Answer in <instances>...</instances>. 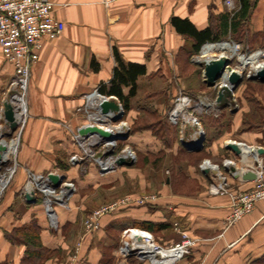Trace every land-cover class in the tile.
I'll list each match as a JSON object with an SVG mask.
<instances>
[{
    "label": "crops",
    "instance_id": "1",
    "mask_svg": "<svg viewBox=\"0 0 264 264\" xmlns=\"http://www.w3.org/2000/svg\"><path fill=\"white\" fill-rule=\"evenodd\" d=\"M53 1L57 4L54 16L64 22V29L58 37L44 40L38 59L31 65L29 117L20 137L19 168L0 200V264H28L24 258L25 245L12 243L5 232L34 219L41 227L42 243L53 250L44 264H68L69 251L83 231L77 214L86 209L87 204L55 206L57 225H53L42 197L33 194L35 200L30 201L25 196L26 170L64 175V180L74 184L72 196L78 188L84 191L104 185L109 196L117 192V188H124L128 165H116L105 171L98 169L94 161L81 154L82 145L73 137L74 131L87 122L86 113L81 109L85 94L102 83L109 84L113 77L115 50L125 62L143 64L146 68V72L137 77V92L130 98L127 109L128 118L137 123L133 131L130 127L127 141L134 147L157 152L163 148L162 141L151 129H141V111L147 118L160 115L166 119L176 95L180 92L196 94L193 91L201 82L205 83L203 67L193 60L196 40L179 31L173 18L187 20L199 31L210 28L219 38L237 37L251 47L264 44L260 37L264 30V0H249L250 8L246 16L237 17L235 28L222 0ZM13 76V64L4 58L0 48L2 127L8 126L2 112ZM123 91L127 94L129 87H124ZM240 101L242 105L235 112L231 106H225L214 113L217 117L219 111H230L234 124L232 132L218 129L223 133L204 141L205 159L212 160L218 154L238 159L239 156L226 147L228 132L234 133L232 139L264 150V127L250 129L251 122L245 120L247 130L240 128L243 112L247 113L249 108L243 103L246 100ZM255 117L253 115L252 119ZM192 126L179 129V140L183 131L195 134ZM177 147L176 142L168 150L175 153ZM73 154L79 155L75 162L71 161ZM260 156L264 164V151ZM179 166L176 173L173 171L165 177L163 184L158 183L156 201L105 215L98 230L84 237L77 264H149L147 260L119 251L124 230L136 227L137 221L127 224L130 220L154 223L153 229L148 230L163 245L180 242L181 231L197 238L191 251L175 264H264V200L227 226L230 197L208 191L207 185L212 181L209 172H195L190 164ZM150 175L141 173V189L149 191L147 181L153 177ZM229 185L232 189H249L253 180L231 177Z\"/></svg>",
    "mask_w": 264,
    "mask_h": 264
},
{
    "label": "built area",
    "instance_id": "2",
    "mask_svg": "<svg viewBox=\"0 0 264 264\" xmlns=\"http://www.w3.org/2000/svg\"><path fill=\"white\" fill-rule=\"evenodd\" d=\"M222 2L231 14L239 8L238 0H222ZM56 6L57 4L53 0H0V48L4 58L11 62L14 67V76L10 82L5 101L9 102L12 106L18 128L16 137H12L9 140L3 137L7 143L15 142L16 148L12 153V155H15L14 163L9 168V172L6 174H9V179L6 182L7 184L1 187L0 182V200L3 196L5 188L11 182L19 168L17 158L20 148V137L29 117L28 91L31 78V65L38 59L39 50L42 47L44 40H52L58 37L64 29V22L54 16ZM220 44H229L233 47V50L229 49L223 52L224 56H229L227 58L232 59L234 57L240 61L241 57L244 58L257 55V64L261 63L262 66L260 68L264 66V47L254 50L248 49L246 51H241L239 50L240 44L231 40L230 36L217 41H208L203 44L200 51H202L203 47L206 45L217 47ZM214 50L220 49L215 48ZM220 52H222V50H220ZM196 57V55L193 56L194 61H201ZM251 65L254 66V63H248L243 66L242 69ZM260 68L255 69L258 70ZM255 69L253 68V70L248 73V76L252 75L256 71ZM239 74L243 75V71ZM220 80H222V77ZM221 85L222 84L220 82L219 88ZM107 99L114 101L118 105V112L119 110H124L122 102L117 96L101 94L96 88L85 94V102L81 108L87 116V122L85 124L95 123L103 125L102 123L97 122L104 119L107 120L116 114L115 111H109L106 114L100 112V103ZM175 99L177 101L176 106L170 111L168 116L170 122L173 124H177L179 122V116L185 109V104L183 103L187 101L189 102L190 95L185 92H180ZM231 100L233 101H231L233 106H235L237 102L235 92H233ZM199 101L201 104L207 106H218L216 98L213 102H211L206 98L200 97ZM204 102H207V104ZM179 105H183V109H180L177 112ZM187 118H191V122L186 120L187 125H198V120L195 116ZM197 131L198 134L201 131L203 132L201 128ZM73 137L81 145L83 144L85 146L88 144H99L100 142V138L96 135H94L93 138H89L87 140L84 139V137L78 133V130L74 131ZM228 142H236L239 145L252 147L254 150L259 148V146L248 145L245 142L234 139H228L227 143ZM130 153H132V156L134 155L133 152L130 151L120 154L110 153V155L103 160L99 158L98 162L103 171L109 170L116 166L115 160L119 155L132 158ZM77 157H79L77 154H73L71 156V161H74ZM109 159L113 160L112 165L105 163ZM249 160H253V162H250ZM203 163H205V167L201 168L207 169L208 172L214 176L212 177V181H210L207 186L208 191L219 195L227 194L230 197L231 211L226 217L227 226H230L240 220L245 214L255 208L257 202L264 200V164L262 157L256 151L250 154L248 158H244L241 153L238 159L236 157L224 159V164L234 166L239 173H244L248 170L255 172L256 178L253 180V185L249 189H232L229 185V178H231L233 174L231 171L228 170L227 174H223L218 168V165L212 164L209 159L204 160ZM209 164L217 167L218 171H213V169L209 167ZM26 171L28 180L25 185V190L42 197L50 221L56 226L57 214L55 206H69L68 201L72 190L74 189L73 182L63 180V183L60 186L55 187L48 178V174L36 173L29 169ZM157 199L158 196L154 193L137 195L127 194L110 202L101 204L93 209L82 221L83 231L76 242L73 253L70 254L68 264L78 263L84 237L98 230L101 225V220L105 215L116 213L129 206H141L154 202ZM132 228H135L136 230L130 232H128V230L131 228L124 230V234L127 236H125L126 239H124L123 243H121L119 251L126 255L135 256L140 260H147L149 264H175L188 254L191 251V248L197 243V238L189 236L185 231H181L182 239L180 242L163 245L154 238L153 234L149 230L139 227ZM127 245H131V248H127Z\"/></svg>",
    "mask_w": 264,
    "mask_h": 264
},
{
    "label": "rangeland",
    "instance_id": "3",
    "mask_svg": "<svg viewBox=\"0 0 264 264\" xmlns=\"http://www.w3.org/2000/svg\"><path fill=\"white\" fill-rule=\"evenodd\" d=\"M230 38L234 42H237L240 44L239 50H241V51H246L248 49L254 50V49H257L260 47H264L261 45L256 46V47H251L248 43L241 42L237 37H230ZM220 53H221L220 50H214L211 52L212 55L210 54L211 56L209 55L206 58H212L214 56H218ZM195 55L197 56L196 58H198L200 60L206 59L205 57H200L201 51L194 54V56ZM196 58H195V60H196ZM230 60H231L230 66L235 67V68H239L240 61L237 58L233 57ZM260 61H263V60H260ZM198 68H199V70H202L200 65H198ZM252 70H253L252 65L246 66L245 69H242L243 80L240 83V85L234 90V92H236V94H237L236 95L237 102L235 101L236 105L233 106V104H232L233 101L230 98H229V101L230 102L232 101L230 106H232V108H236L237 110L240 108V105H242V102L240 100H246L247 101V102H243V103H247L249 108H248L247 113L243 112V123H242V126L240 128H244V129L248 128L246 125H244V123L246 124V121H249V122H251L250 125L252 126L250 129L254 130V129H257L259 127H261V128L264 127V85H260L258 83H252V85H249L246 83L247 79H249L248 73L251 72ZM203 78H204V76H203ZM220 82H221L220 78L217 79V81L214 85H208L204 82L203 83L201 82V85L197 89H195V91H193L196 94L190 93L189 102L187 101V102L183 103V104H185V109L183 110V113L179 116V122L177 123V124H179V129L181 130V128H183V127L186 129L188 127V125L186 123L187 117L195 116L198 120V125H193L192 129H191V130L195 131V134H194V132L191 134V132L184 133V131H183V133H182V135H184L182 138L183 141H189L191 139H194L195 137H198L199 134H198L197 130H199L200 128L201 129L203 128V130H205V133H204L205 140L204 141H206V139H208L209 137L210 138L212 137V139L218 137L219 133H223V132H221L222 130L232 132L233 124H234V121H233L234 118H233L232 113H230V111H226V109H225L221 112L220 111L218 112L219 118H220L219 122L223 123V125L221 126L218 123L212 122V117H215L214 113H217L218 109H220V108L218 106L217 107L216 106H214V107L213 106H207V105L201 104L199 101V98L203 97V98H206L209 101L213 102L217 96V91L219 90V83ZM186 93L189 94V92H186ZM177 96L178 95H176V97ZM252 98L253 99L255 98V100L249 101V99H252ZM141 103H144V102H141ZM176 103H177V101L175 99L173 102V106L168 111V116H169L170 111L173 110V108L176 106ZM260 104H261V107H258V106H260ZM148 110H151V108H148ZM142 115L146 119L145 118L142 119V117H143ZM253 115L256 116L254 119H252ZM141 116H142L141 117V126H143L146 123L153 121V119H155V117H157L154 115L151 118H147L145 116V112L143 114V111H141ZM167 120L170 122L169 118H167ZM121 122L126 123V127H125V130L123 132H128V133H130L129 132L130 127H132V126L135 127V125L137 124V123L132 122V119L128 118L127 110H125V108L123 110V114L120 117H118L117 119L108 118L107 120L104 119L102 121H98L97 123H102L103 125L107 126L106 129L111 130V128H115V124L118 125ZM173 125H175V124H173ZM171 129H174V127L172 126ZM218 129H221V131L219 132ZM17 132H18V128H16L15 130H11L9 125L7 127L3 126V129L1 130V136L4 134L3 137H5L9 140L12 137H16ZM230 132L225 134V137L232 139L231 137L234 136V133H230ZM168 135L170 136V138L172 140V145H173V143L174 144L176 142L178 143V147H177L175 153L173 151L168 150V148L170 146L168 147L162 140L161 141L163 144V148L159 149L157 152L146 151L145 149L134 147V146H132V143L130 141H127V139L112 140L110 144H108L107 140L105 141L103 139H100L99 144H94V145L88 144V145H86L88 148H86V146L82 144V147H81L82 153L81 154L86 155V157H89L90 160L94 161L96 163V167L100 170H102V169H101V166L98 162V159L99 158L102 160L105 159L108 155H110L111 151L113 154L126 153L127 151H130V152H133L134 155L132 156V153H130L132 156V159H133V163L129 164L127 166V168L125 169V172L127 175H126L125 186L123 189L117 188V192H115L113 194L110 193V196L107 194V191L105 190L104 185H103V187H98V188L97 187H90L88 189H85L84 191H80V189L78 188V190L75 191V195H73V196H72V194H74V193H71L72 197L70 196V199L68 201V203H69L68 205H70V204L81 205L82 203H86L88 206L86 209L82 210L81 212H79L77 214V221H83V219L96 206H98V205L100 206V204L110 202L112 200H115L116 198L122 197V196L127 195V194L137 195V194H152V193H154L158 196V193L155 192L156 190H158V185H159L158 183L163 184V181L167 175H172L173 171L176 173L177 168H180V166H179L180 164L192 165V170L195 169V172H199L202 170L201 167H205V163H203V161L206 160L205 159L206 153H203V152L201 153V151H187L188 149H186V147L183 145L182 140H179V137L175 138L173 140L172 139L173 133L170 132V133H168ZM178 136H179V133H178ZM180 146H182V148L184 150L186 149V151L182 150L180 148ZM174 154H176V155H174ZM9 158H11V159L10 160L7 159L5 161L2 160L0 162V180L2 179V177H4L9 172V168L14 163L15 155L10 156ZM230 158L231 157H225L224 158L223 155L218 154V157L216 156L212 160L209 159V161L212 164H217L218 168L221 170V172L223 174H227L229 166L224 164V159H230ZM78 159H79V157H77V159H75L73 162L77 161ZM167 168H170L171 171L168 172ZM142 172H144V173L147 172L148 174H151L150 176H153L152 178L149 179V181H147V183H148L147 185H149V186H147V188L149 189V191L141 189V173ZM16 173H17V171H16ZM59 175H62V174H59ZM209 175H211V177H214L212 174H209ZM188 182L191 183V181H188ZM62 183H63V181L61 182V184ZM102 183L104 184V182H102ZM182 183H185V185L187 184V182H185V181H183ZM9 185H10V183L7 185L5 190L8 188ZM75 185H77V184L75 183ZM72 192H73V190H72ZM131 207H134V206H129V207L124 208V209L128 210ZM134 221L140 222L138 220H130L127 222V224H132V222L134 223ZM137 222L135 224L136 226H138ZM124 239H126V237H125V234L123 233L122 243H123ZM73 251H74V248L72 251H69L70 252L69 254L73 253Z\"/></svg>",
    "mask_w": 264,
    "mask_h": 264
},
{
    "label": "trees",
    "instance_id": "4",
    "mask_svg": "<svg viewBox=\"0 0 264 264\" xmlns=\"http://www.w3.org/2000/svg\"><path fill=\"white\" fill-rule=\"evenodd\" d=\"M239 8L231 14L228 12L229 20L231 21V25L233 28L236 26L237 17L246 16L249 8L250 1L249 0H238ZM173 23L177 27V29L181 32L188 33L192 35L195 40V52L198 53L201 50V47L204 43L208 41H217L223 38H219L217 32L213 31L210 28H206L204 30H196L190 22L187 20H181L179 18H173ZM261 38L264 40V30L260 34ZM261 46H264L262 44ZM115 59L116 65L114 68V74L109 84L102 83L97 88L101 94L105 95H115L122 102L125 110L129 108L130 98L134 96L137 92V77L146 72V68L143 64H138L135 62H125L119 55V53L115 50ZM247 84L252 85V83H258L260 85H264V82H259L256 79H247ZM128 86L129 91L127 94H124L123 88ZM155 113H153L154 115ZM153 121L144 124L142 127L151 129L153 134L161 139L167 146L172 145V140L168 133L172 132V139L178 138L179 133V124L173 125L171 122L165 119L160 115H156ZM168 116V115H167ZM219 116L212 117L213 123H218L221 126L223 123H220ZM174 129H171V127ZM134 130V127H131V131ZM182 150V146H180ZM205 148V147H204ZM204 148L201 150L204 151ZM186 151V149L184 150ZM148 204V203H147ZM139 228H147L153 229L154 223L151 221H143L137 223ZM5 236L14 244L25 245V260L28 261V264H44L45 260L49 258L53 254V250L42 243L41 240V227L38 222L34 219L30 223L13 228L11 231H6Z\"/></svg>",
    "mask_w": 264,
    "mask_h": 264
},
{
    "label": "water",
    "instance_id": "5",
    "mask_svg": "<svg viewBox=\"0 0 264 264\" xmlns=\"http://www.w3.org/2000/svg\"><path fill=\"white\" fill-rule=\"evenodd\" d=\"M203 67V76L204 81L208 85H214L218 78H221L223 73L226 69H228L231 63V60L227 58L226 56H221L220 58H207L201 61L197 62ZM249 79H256L261 82H264V66L258 70H256L252 75L249 76ZM243 78L242 75L239 74L235 70H230V73L228 75L227 81L230 88H227L225 85H221V87L218 90L217 96H216V102L218 103V107H225L230 106L231 102L229 101V98L231 99L233 96L234 90L240 85ZM115 106V107H114ZM100 112L103 114L108 113L109 111H115L118 110V105L112 101V100H103L99 105ZM115 109V110H114ZM232 112H235L237 109L232 108ZM3 118L5 122L9 125L11 130H15L17 128V122L15 120L14 111L12 109V106L9 102L5 101L3 103ZM123 114V111H119L118 113L114 114L111 119H117ZM78 133L83 136L84 138L90 136V135H96L100 139L103 140H116V139H127L129 136L128 132H123L121 134H113L109 129H103L99 127L98 124L92 123V124H85L78 128ZM4 136V134L2 135ZM204 140L205 136L204 133L201 131L199 132V136L189 140V141H183V145L188 149L189 151H200L202 150L204 146ZM226 147L232 150L236 155H240L242 153L241 147L236 142H228L226 144ZM6 149V146L0 142V159L2 152ZM263 148H257L256 152L258 154L263 153ZM112 153V151L110 152ZM116 165H129L133 163L132 158H128L124 155H119L115 160ZM203 172H208L207 169H202ZM228 170L231 171L232 177L235 180L240 181H247V180H254L256 178L255 172L248 170L244 173H239L234 166H229ZM48 178L52 182V184L55 187H58L61 182L64 180V175H59L54 172L48 173ZM26 198L28 200H35L33 197L32 192L26 193Z\"/></svg>",
    "mask_w": 264,
    "mask_h": 264
},
{
    "label": "bare ground",
    "instance_id": "6",
    "mask_svg": "<svg viewBox=\"0 0 264 264\" xmlns=\"http://www.w3.org/2000/svg\"><path fill=\"white\" fill-rule=\"evenodd\" d=\"M220 49V50H222V52L218 55V56H214V57H212V58H220L221 56H223L224 55V51H226V50H229V49H231V50H233V47H231L229 44H220V45H218L217 47H213V46H210V45H206V46H204L203 47V49H202V51H201V56L200 57H208L210 54H211V52L212 51H214V49ZM212 55V54H211ZM210 55V56H211ZM227 57H229V56H227ZM258 56L257 55H253L252 57H241L240 58V65H241V67L239 66V68H235V67H229L228 69H226L225 71V74L224 75H222L221 77H222V80H221V84L222 85H225L227 88H230L231 86L229 85V83L227 82V76H228V73L230 72V70H235V71H237V72H239V73H242V67L243 66H245L246 64H248V63H254V66H253V68L255 69H257V68H260L262 65H261V63L260 64H257L258 63V58H257ZM207 59V58H206ZM255 69V70H256ZM223 82V83H222ZM107 100H109V99H107ZM204 103H206L207 104V102H204ZM115 107V106H114ZM180 109H183V105H179L178 106V108H177V112L180 110ZM115 110V109H114ZM117 110H115V113H117L116 112ZM120 111V110H119ZM187 121H189V122H191V118L189 119V118H187ZM109 122V121H108ZM99 125V124H98ZM99 127H101V128H103V129H106L107 128V126H105V125H99ZM110 127V126H109ZM125 127H126V123L125 122H121L120 124H118V125H116L115 124V128H111V130L109 129V131H111V133H113V134H121V133H123V131L125 130ZM0 128H2L1 126H0ZM111 141L112 140H110V139H108L107 140V142H108V144H110L111 143ZM0 142L2 143V144H4L5 146H6V149L2 152V155H1V159H0V162L3 160V161H5V160H7V159H9V157L11 156V154L15 151V148H16V143L15 142H12V143H7L4 139H3V136H1V130H0ZM240 147H241V150H242V156L244 157V158H248V156L250 155V154H252V153H254V151H256V150H254L252 147H249V146H243V145H240ZM88 148V147H87ZM106 164H109V165H112L113 164V160L112 159H109L108 161H106L105 162ZM209 167H211V169H213V170H215V169H217V167H215V166H212L211 164H209ZM8 179H9V174L8 175H6V176H4V177H2V179L0 180L1 181V187L2 186H5L7 183V181H8ZM136 229L135 228H131V229H129L128 230V232H130V231H135ZM125 236H127V235H125ZM127 248H131V245H127Z\"/></svg>",
    "mask_w": 264,
    "mask_h": 264
}]
</instances>
